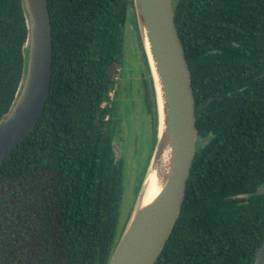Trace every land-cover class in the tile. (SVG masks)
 <instances>
[{"label": "trees", "instance_id": "obj_1", "mask_svg": "<svg viewBox=\"0 0 264 264\" xmlns=\"http://www.w3.org/2000/svg\"><path fill=\"white\" fill-rule=\"evenodd\" d=\"M47 9L45 106L0 162V264H107L130 214L119 226L125 162L113 146L115 107L102 105L122 63L129 0H47ZM173 14L197 137L208 138L196 142L154 264H252L264 239V0H173ZM25 36L20 0H0V117ZM145 94L156 126L151 77Z\"/></svg>", "mask_w": 264, "mask_h": 264}, {"label": "water", "instance_id": "obj_2", "mask_svg": "<svg viewBox=\"0 0 264 264\" xmlns=\"http://www.w3.org/2000/svg\"><path fill=\"white\" fill-rule=\"evenodd\" d=\"M26 36L21 76L0 117V162L41 115L51 81V27L47 0H20ZM153 85L156 136L127 222L107 264H154L177 219L196 150L190 70L173 14V0H129ZM116 153V151H115ZM117 154V153H116ZM159 191L142 203L150 170ZM252 264H264V239Z\"/></svg>", "mask_w": 264, "mask_h": 264}, {"label": "rangeland", "instance_id": "obj_3", "mask_svg": "<svg viewBox=\"0 0 264 264\" xmlns=\"http://www.w3.org/2000/svg\"><path fill=\"white\" fill-rule=\"evenodd\" d=\"M119 86L113 96L115 107L116 133L113 146L117 159L125 162L123 174V193L120 205L119 226L123 224L134 203L136 185L145 172L155 141L156 126L148 112L144 96L149 74L145 67L144 52L136 26L134 12L129 11L124 27V46ZM147 83V84H146ZM208 137H197V144L204 143ZM264 192V185L259 188Z\"/></svg>", "mask_w": 264, "mask_h": 264}, {"label": "bare ground", "instance_id": "obj_4", "mask_svg": "<svg viewBox=\"0 0 264 264\" xmlns=\"http://www.w3.org/2000/svg\"><path fill=\"white\" fill-rule=\"evenodd\" d=\"M159 180L157 177L156 170H150V174L148 175L145 186L143 188V192L141 194V202L146 203L150 199H152L156 193L159 191Z\"/></svg>", "mask_w": 264, "mask_h": 264}, {"label": "built area", "instance_id": "obj_5", "mask_svg": "<svg viewBox=\"0 0 264 264\" xmlns=\"http://www.w3.org/2000/svg\"><path fill=\"white\" fill-rule=\"evenodd\" d=\"M120 73H121V67L118 66L116 68V72L112 76V79H113L114 84H113L112 88L110 89L109 99L107 101H104L102 103V105H105V104L110 105L111 102L113 101V96H114L115 91H116V83L119 80ZM105 118H107V116Z\"/></svg>", "mask_w": 264, "mask_h": 264}]
</instances>
